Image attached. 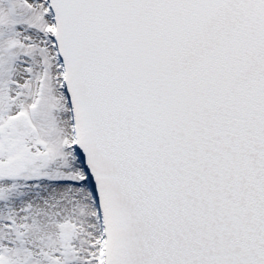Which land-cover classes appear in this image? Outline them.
<instances>
[{
    "label": "snow or ice",
    "instance_id": "1",
    "mask_svg": "<svg viewBox=\"0 0 264 264\" xmlns=\"http://www.w3.org/2000/svg\"><path fill=\"white\" fill-rule=\"evenodd\" d=\"M0 264H264V0H0Z\"/></svg>",
    "mask_w": 264,
    "mask_h": 264
}]
</instances>
